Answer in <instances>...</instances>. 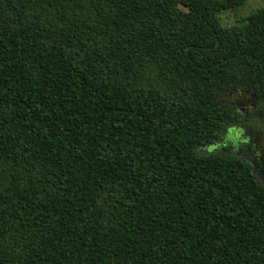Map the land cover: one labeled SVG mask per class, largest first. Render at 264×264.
I'll use <instances>...</instances> for the list:
<instances>
[{
    "label": "trees",
    "instance_id": "trees-1",
    "mask_svg": "<svg viewBox=\"0 0 264 264\" xmlns=\"http://www.w3.org/2000/svg\"><path fill=\"white\" fill-rule=\"evenodd\" d=\"M0 0V264H264V183L201 152L264 104V6Z\"/></svg>",
    "mask_w": 264,
    "mask_h": 264
},
{
    "label": "flooded vegetation",
    "instance_id": "flooded-vegetation-1",
    "mask_svg": "<svg viewBox=\"0 0 264 264\" xmlns=\"http://www.w3.org/2000/svg\"><path fill=\"white\" fill-rule=\"evenodd\" d=\"M227 101V100H226ZM232 105L237 109L234 102ZM238 110V109H237ZM264 111V104L259 101L253 103V107H250L248 111H240L242 113V119L227 126L226 131L223 133L222 138L215 143L206 146L208 149L206 151H216L222 150L224 152H234L237 155H243L242 158L249 161L254 169L256 170L259 178L264 183V155L259 151V145L253 144L254 140L250 137H242L238 135L235 131L236 129H243L244 127L253 128L255 126L253 122V116L258 115V113ZM253 131V130H252ZM240 156V155H239ZM241 157V156H240Z\"/></svg>",
    "mask_w": 264,
    "mask_h": 264
},
{
    "label": "rangeland",
    "instance_id": "rangeland-1",
    "mask_svg": "<svg viewBox=\"0 0 264 264\" xmlns=\"http://www.w3.org/2000/svg\"><path fill=\"white\" fill-rule=\"evenodd\" d=\"M264 6V0H248L244 5L237 7L232 10L224 12L221 16L222 22L225 25H230L232 23H239L242 18L248 16L253 11ZM225 100L234 102L235 106L240 111H248L250 107H253V103L258 101L254 96H252L248 91L242 89H233L229 94L225 95ZM253 122L255 126L253 128L244 127L243 129H236L235 131L238 135L242 137H250L254 140L253 144L259 145V151L264 155V111L258 113V115L253 116ZM253 130V131H252ZM209 148V147H208ZM206 146L200 148L201 152H206L208 149ZM241 157L243 155L239 154ZM264 176V175H263Z\"/></svg>",
    "mask_w": 264,
    "mask_h": 264
}]
</instances>
